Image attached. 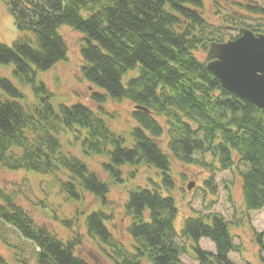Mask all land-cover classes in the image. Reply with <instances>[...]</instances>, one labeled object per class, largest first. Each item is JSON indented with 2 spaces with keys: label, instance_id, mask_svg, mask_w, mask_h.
Masks as SVG:
<instances>
[{
  "label": "trees",
  "instance_id": "obj_1",
  "mask_svg": "<svg viewBox=\"0 0 264 264\" xmlns=\"http://www.w3.org/2000/svg\"><path fill=\"white\" fill-rule=\"evenodd\" d=\"M7 1L20 36L11 46L0 43V64L11 65L14 78L21 86L29 84L35 99L28 104L24 93L0 74V168L49 176V188L69 200L80 201L88 192L106 204L109 184L63 151L60 136L70 133L80 139L86 155L107 158L103 169L113 184L122 181L124 166H150L158 176V181L127 192L123 206L128 247L114 234L116 225L110 228L114 213L97 210L84 219L87 236L105 260L184 264L180 256L187 253L198 264H234L228 255L237 247L230 223L220 215L197 213L175 230L178 210L171 164L207 169L210 179L205 184H211L214 168L240 171L246 164L239 176L245 210L264 209V113L224 90L206 68L213 58L210 42L233 39L244 28L264 34L263 25L245 22L248 16L264 14L261 4L213 0L216 23L206 16L204 0ZM62 27L82 35L81 77L112 101L133 105L137 125L130 131L129 145L111 131L102 108L97 113L81 103L54 106L50 91L37 81L38 71L67 58ZM230 27L238 33L233 38L227 34ZM197 54L206 55V60ZM92 96L105 100L98 93ZM69 227L63 241L37 225L18 204L17 195L0 185V228L30 242L37 264H91L79 253V225L77 231ZM202 238L213 243L214 252L199 247ZM176 239L188 242V249ZM257 240L262 241L259 236ZM260 260L264 264V254ZM0 262L6 264L1 257Z\"/></svg>",
  "mask_w": 264,
  "mask_h": 264
},
{
  "label": "rangeland",
  "instance_id": "obj_2",
  "mask_svg": "<svg viewBox=\"0 0 264 264\" xmlns=\"http://www.w3.org/2000/svg\"><path fill=\"white\" fill-rule=\"evenodd\" d=\"M204 1L208 19L219 23V16L215 11L213 0ZM230 1L234 3L239 1L252 7L261 4L260 6L264 8V0ZM227 8L226 10H228ZM253 15L247 17L246 24L259 23L264 26V14ZM59 32L67 43V58L48 71H38L37 81L42 82L50 91L54 106L81 103L97 113H100V108H102L106 113L102 116H105L111 131L121 136L129 145L130 131L137 125L131 115L133 105L127 101L114 102L103 89L89 85L79 72L81 64L80 47L84 43L82 35L68 27H62ZM227 34L233 38L238 33L233 27H230ZM19 36L20 33L15 26L8 1L0 0V43L11 46ZM197 55L201 61L206 60V55ZM12 69L11 65L0 64L1 76L11 80L24 93L27 103H32L35 99L32 87L29 84L19 85L11 72ZM123 83L125 84V82ZM94 93L104 95L105 100L96 101L92 96ZM60 140L65 153L82 160L91 172L109 184V192L105 197L106 204L88 192L82 193L83 199L81 197L80 201L69 200L57 189L49 188L51 181L49 176L25 171H10L0 168V185L9 193L17 195L18 204L37 225L46 226L63 241L70 231L69 225L74 231H77L79 225V232L82 235L79 253L83 257H89L91 264H113L105 260L95 242L87 236L84 219L97 210H102L106 214L114 213L110 228L113 231L115 230L113 225H116L117 230L114 234L120 235L118 238L128 247L131 240L127 237L124 229L128 227L129 222L124 216L123 206L128 196L127 192L132 187H146L151 184L150 181H158L157 173L150 166H124L120 169L122 181L113 184L108 173L103 169V164L108 163L105 156L86 155L83 152L80 139L75 140L70 133H63ZM209 160L211 158L207 156V161ZM171 165L176 185L173 194L178 210L174 220L175 230L180 231L186 217H196L197 213L202 215H207L210 212L216 213L230 223V232L237 247V251L229 253L228 259L234 264H263L260 260V254H264V209L247 212L241 196L239 176L240 171L247 169L246 164H241L240 171L234 168L221 172L214 168L213 179L210 180L211 184H205V180L210 179L207 169L200 166H183L175 161H172ZM134 170L135 174L131 177L130 173H133ZM188 185H191L190 189H188ZM68 222L69 225H67ZM258 236L261 238V242L257 240ZM176 242L180 247L188 249L189 243L184 239H176ZM199 247L207 252L215 251L213 243L205 238L199 241ZM35 252L36 249L30 242L0 228V257L6 264H37L34 257ZM180 259L184 264H198L187 253H183Z\"/></svg>",
  "mask_w": 264,
  "mask_h": 264
},
{
  "label": "water",
  "instance_id": "obj_3",
  "mask_svg": "<svg viewBox=\"0 0 264 264\" xmlns=\"http://www.w3.org/2000/svg\"><path fill=\"white\" fill-rule=\"evenodd\" d=\"M208 51L206 68L220 86L264 113V34L243 29L234 39L210 42Z\"/></svg>",
  "mask_w": 264,
  "mask_h": 264
}]
</instances>
